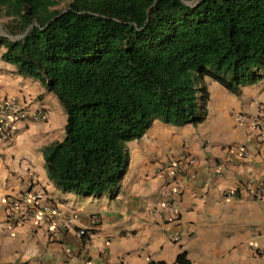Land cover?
<instances>
[{
  "label": "crops",
  "instance_id": "0c3cea01",
  "mask_svg": "<svg viewBox=\"0 0 264 264\" xmlns=\"http://www.w3.org/2000/svg\"><path fill=\"white\" fill-rule=\"evenodd\" d=\"M5 52L0 49V101L41 110L47 121L22 122L10 140H0V264H83L85 258L94 264H177L182 253L190 264H264V196H256L264 192V142L258 146L250 128L264 104V78L243 87L240 96L207 79L204 123L155 121L143 138L127 143L117 187L83 196L59 189L46 168L45 149L66 135L63 106L38 80L4 62ZM242 148L250 152L245 159ZM182 150L196 165L182 176L163 170ZM31 188L47 195L57 215L41 227L32 221L12 227L4 199Z\"/></svg>",
  "mask_w": 264,
  "mask_h": 264
},
{
  "label": "trees",
  "instance_id": "16d2710c",
  "mask_svg": "<svg viewBox=\"0 0 264 264\" xmlns=\"http://www.w3.org/2000/svg\"><path fill=\"white\" fill-rule=\"evenodd\" d=\"M0 0L2 60L63 106L66 135L44 151L65 193L113 191L127 143L155 121L208 118L206 80L240 96L264 78V0ZM86 236V235H85ZM177 264H190L182 253Z\"/></svg>",
  "mask_w": 264,
  "mask_h": 264
},
{
  "label": "built area",
  "instance_id": "2783aa9c",
  "mask_svg": "<svg viewBox=\"0 0 264 264\" xmlns=\"http://www.w3.org/2000/svg\"><path fill=\"white\" fill-rule=\"evenodd\" d=\"M47 121V114L41 110L32 111L28 106L22 105L15 100L4 99L0 101V140H10L17 131L18 124L22 122ZM244 120L241 119V122ZM251 133L256 137L257 145L264 142V104L259 106L258 116L250 122ZM247 148L240 150L241 159H245L249 155ZM196 165V159L191 154L182 150L176 161L169 162L164 167L172 170V175L182 176L188 171V167ZM219 171V175H222ZM174 193H177L174 191ZM264 196V192H258V195ZM7 223L12 227L23 225L27 222H34L36 227H41L48 223L52 217L57 215V208L52 204L47 195L39 189H29L16 196H8L4 199ZM174 215L177 219L180 217L178 204L171 203ZM70 223H66L65 227H69ZM86 232L81 230L77 233L79 238H84ZM83 264H94L90 258H85ZM123 264V263H119ZM148 264H158L149 261Z\"/></svg>",
  "mask_w": 264,
  "mask_h": 264
},
{
  "label": "rangeland",
  "instance_id": "374dc122",
  "mask_svg": "<svg viewBox=\"0 0 264 264\" xmlns=\"http://www.w3.org/2000/svg\"><path fill=\"white\" fill-rule=\"evenodd\" d=\"M73 0H59V5L57 6L56 9H58L59 11H64L68 8V6L70 5V3L72 2ZM8 22L7 19H2L0 20V26L4 28V25ZM206 84H207V80H206Z\"/></svg>",
  "mask_w": 264,
  "mask_h": 264
},
{
  "label": "water",
  "instance_id": "95a60500",
  "mask_svg": "<svg viewBox=\"0 0 264 264\" xmlns=\"http://www.w3.org/2000/svg\"><path fill=\"white\" fill-rule=\"evenodd\" d=\"M0 35H1V36H4V37H8V38H10L11 40H19V39H22L26 34H24V35H20V36H16V37H11V36L8 34V32L0 26Z\"/></svg>",
  "mask_w": 264,
  "mask_h": 264
}]
</instances>
